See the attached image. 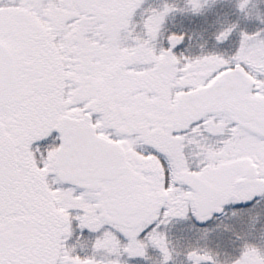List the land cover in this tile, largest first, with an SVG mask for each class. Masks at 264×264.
I'll return each instance as SVG.
<instances>
[{
    "label": "snow or ice",
    "instance_id": "6c2138e0",
    "mask_svg": "<svg viewBox=\"0 0 264 264\" xmlns=\"http://www.w3.org/2000/svg\"><path fill=\"white\" fill-rule=\"evenodd\" d=\"M141 4L0 0V264H100L65 247L73 221L104 226L93 250L143 257L151 244L164 264L158 225L264 196V27L240 30L231 55L188 57L174 51L183 32L155 46L167 0L142 9V35L126 38ZM190 140L203 141L195 167ZM185 257L221 264L203 249ZM231 264H264V253L244 242Z\"/></svg>",
    "mask_w": 264,
    "mask_h": 264
},
{
    "label": "rangeland",
    "instance_id": "374dc122",
    "mask_svg": "<svg viewBox=\"0 0 264 264\" xmlns=\"http://www.w3.org/2000/svg\"><path fill=\"white\" fill-rule=\"evenodd\" d=\"M215 1H217V3ZM162 2L163 0H142L140 8L134 12L132 18L134 21H136V28L132 33L125 34L127 39L130 40L131 36L133 35H142V9H144V7L148 8L150 3L152 5L150 7H159ZM167 2L174 5L175 10L169 12L163 19L162 25L160 27V36L156 40L155 46L157 49H159V45H166L167 43L166 37L164 36L165 32L162 30L166 20H169L172 15H176L178 21H181L182 16L183 19L186 18V14H184L185 11L190 10L186 0H167ZM146 3H148V5ZM214 3L215 5L220 3V0H200V8L203 7L213 9ZM243 13L248 15V17L243 19V24L246 27L250 28L251 24H256V27L250 32L256 31V29L259 27H264V0H248L247 6ZM237 15H240L239 17L242 16V14ZM202 26L203 25H201V28ZM174 27H177L180 31L182 29L181 22L178 25L176 24ZM237 27L240 28L238 32L243 30L240 26ZM221 29H223V27L217 30L215 33ZM193 33L195 36L198 35L196 30H194ZM215 33H209L208 31L205 33L206 37H203V42L204 40H206V42L205 45H201L202 49H207L208 46H210L213 51L216 52L217 49L215 48V45L223 44V42H216L214 39ZM208 37H210V39ZM238 40L239 36H235L234 44L231 43V45H233V50H235ZM196 41H198V38H196ZM182 42L186 43L185 38L182 40ZM224 46L225 45H222V48H224ZM222 48H219V52L221 53L224 51ZM202 143L203 141H197V143L193 145V152L188 154L187 159L189 161L190 167H195L197 162L201 159L200 144ZM259 202L261 203L255 205L253 208H250L251 210L245 209L246 211L250 210L247 213L241 208V204H233L230 202L226 203L221 208L224 210V215L221 218H213L212 216H215V212H213L209 219L198 222V225H195L196 222L193 220L194 216L192 215L191 211H189L183 217H171L166 224L158 225V230L163 232L167 241V247L171 252V258L164 262V264H188L186 261L185 252L191 248L207 250L211 255L214 256L216 260L220 261L221 264H231V261L239 255L241 246L244 242L254 244L262 253H264V198ZM202 225L203 227H201ZM103 227L104 226H102V228ZM204 229H207V231H203ZM217 238L221 239V241L225 238L224 241L228 243L227 251L225 250L224 254L216 252L215 249L214 252L211 251V243ZM121 240H123L122 237ZM85 243H90V240L87 239ZM101 254H103V257L105 255L117 256L118 264H161L162 262L159 249L153 247L151 244H148L145 247L143 257L128 256L122 251H108L103 248L101 249ZM114 261L116 260L114 259Z\"/></svg>",
    "mask_w": 264,
    "mask_h": 264
},
{
    "label": "trees",
    "instance_id": "16d2710c",
    "mask_svg": "<svg viewBox=\"0 0 264 264\" xmlns=\"http://www.w3.org/2000/svg\"><path fill=\"white\" fill-rule=\"evenodd\" d=\"M215 2L217 3V1ZM235 2L236 0H220V3L216 5L214 3L213 9L201 7L196 13H193L191 10H186L184 13L186 14V18L183 19V22L181 24L182 29L180 31L178 30V28L173 29L172 31H166L164 33V36L166 37L169 32H183L186 43H183L181 41L178 50L182 53L188 52V55L193 57L205 52L213 51L210 46H208L207 49H202L201 47V45H205L206 40H204L203 42V37H206L205 33L207 31L209 33H215L222 27L225 28L228 25L234 24L236 28L234 27L228 39L223 41L222 45H225L224 48H222V45H215V48L217 49L216 52H219V48H222L224 49V51H221L225 55H231L232 52H234L233 45H231V43L234 44L235 36H239L238 31L240 28H238L237 26H240L246 32H250L256 27L255 24H251V27L248 28L243 24V19L248 17V15H245L243 11H238L235 7ZM236 13L242 14V16L239 17L240 15H237ZM201 25H203L202 28ZM194 30L198 32L197 36L194 35ZM196 38H198V41H196ZM208 38L210 39V37ZM224 239L222 241L221 239H216L213 243V248L215 249V251L221 254H224L225 250L227 251L228 248V243L224 241Z\"/></svg>",
    "mask_w": 264,
    "mask_h": 264
},
{
    "label": "flooded vegetation",
    "instance_id": "af4514ba",
    "mask_svg": "<svg viewBox=\"0 0 264 264\" xmlns=\"http://www.w3.org/2000/svg\"><path fill=\"white\" fill-rule=\"evenodd\" d=\"M197 141L190 140L185 144V156L188 158V154L190 152H193L192 148L193 145H195ZM192 150V151H191ZM261 202L257 201V204H260ZM255 205L245 207L242 206V209L244 212L247 213L245 209H250L253 208ZM71 213L76 212L77 210L70 209L69 210ZM197 223V221H196ZM198 225V224H197ZM203 226V225H202ZM103 228L98 229L96 231H89L88 229H80L77 228L75 225V221L72 222V232L71 235L64 241L65 247H70L71 248V253L80 257H85V256H93L97 261L100 262V264H109L110 261H114V259L117 261V256L113 255H105L103 257V254H101V249L102 248H97L93 250L92 248V242L95 239L96 236L100 234V231H102ZM89 239L90 243L86 244L85 241Z\"/></svg>",
    "mask_w": 264,
    "mask_h": 264
},
{
    "label": "water",
    "instance_id": "95a60500",
    "mask_svg": "<svg viewBox=\"0 0 264 264\" xmlns=\"http://www.w3.org/2000/svg\"><path fill=\"white\" fill-rule=\"evenodd\" d=\"M254 199H257V197H254ZM244 205H247V204H244ZM221 211L217 212V214H220Z\"/></svg>",
    "mask_w": 264,
    "mask_h": 264
}]
</instances>
